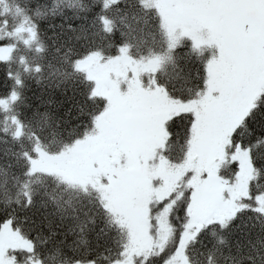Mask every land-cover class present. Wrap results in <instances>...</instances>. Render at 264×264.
<instances>
[{"label": "snow or ice", "instance_id": "snow-or-ice-1", "mask_svg": "<svg viewBox=\"0 0 264 264\" xmlns=\"http://www.w3.org/2000/svg\"><path fill=\"white\" fill-rule=\"evenodd\" d=\"M0 264H264V0H0Z\"/></svg>", "mask_w": 264, "mask_h": 264}]
</instances>
